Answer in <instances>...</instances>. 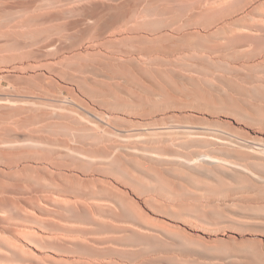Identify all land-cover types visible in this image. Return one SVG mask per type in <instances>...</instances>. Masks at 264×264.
I'll use <instances>...</instances> for the list:
<instances>
[{"label": "rangeland", "instance_id": "374dc122", "mask_svg": "<svg viewBox=\"0 0 264 264\" xmlns=\"http://www.w3.org/2000/svg\"><path fill=\"white\" fill-rule=\"evenodd\" d=\"M0 264H264V0H0Z\"/></svg>", "mask_w": 264, "mask_h": 264}]
</instances>
